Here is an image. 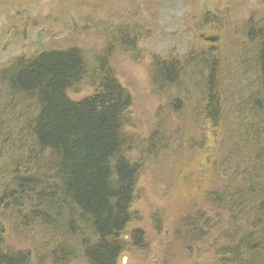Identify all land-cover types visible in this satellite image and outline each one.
<instances>
[{"label": "trees", "instance_id": "obj_1", "mask_svg": "<svg viewBox=\"0 0 264 264\" xmlns=\"http://www.w3.org/2000/svg\"><path fill=\"white\" fill-rule=\"evenodd\" d=\"M131 1L143 8L142 17L151 10L152 20L151 24L137 23L140 12L133 11L130 26L117 27L122 34L115 39L121 45L129 41L130 30L150 28L152 23L153 28L158 26L151 5L154 0ZM5 4L2 36L24 41L25 35L20 39L12 24L28 21V0ZM201 4L205 8L196 30L211 33L223 19L211 15L206 6L209 0ZM193 9V14L200 12ZM242 27L243 37L249 40L243 48L257 90L252 89L239 103L238 132L222 156H213L210 163L215 176L228 184L208 192L206 206L182 220L191 243L213 235L221 238L219 264H264V19L251 17ZM198 41L206 47L205 41ZM114 47L109 45L96 57L98 72L89 69L86 55L75 47L43 50L27 48L22 42L20 54L0 60V264H45L46 259L61 264L66 255L60 249L62 245L69 248L67 244H74L88 264H117L126 250L121 245L132 220L139 173L126 154L125 112L132 101L111 67ZM197 50L191 51L194 54L187 64L176 57L174 62L157 63L153 72L160 86L176 85L190 67L207 61L209 97L195 116L208 120L213 116L212 125L221 130L226 125L222 117L225 99L212 75L221 65L207 49L199 56ZM89 75L96 81V93L71 100L68 92ZM226 219L218 234L216 229ZM204 227L205 232L201 231ZM142 238L138 232L133 239L137 243ZM10 239L22 241L23 249L13 246Z\"/></svg>", "mask_w": 264, "mask_h": 264}, {"label": "rangeland", "instance_id": "obj_2", "mask_svg": "<svg viewBox=\"0 0 264 264\" xmlns=\"http://www.w3.org/2000/svg\"><path fill=\"white\" fill-rule=\"evenodd\" d=\"M11 1L0 0V30L6 24L5 3ZM203 2L154 0L151 5L155 7L158 26L153 28L152 23L150 28L125 32L131 36L123 45L115 39L122 34L117 27L122 23L130 26L128 20L133 11L140 12L137 23L145 25L152 20L151 10L150 15L142 17L143 8H137L131 0H28L31 10L28 21L12 24L13 32L19 31L20 39L25 35L24 41L9 39L0 31V60L4 61L22 52V42L27 48L43 50L63 51L75 47L86 55L89 69L98 72L96 57L105 53L109 45L115 46L111 67L132 101L125 112L124 135L129 146L126 154L139 173L132 220L121 245L126 250L117 264H219L217 243L221 245V238L213 235L208 240L201 238V243H191L182 220L206 206L208 192L228 184L217 175L220 185L215 181L210 163L213 156L216 159L222 156L223 150L231 145L230 138L238 132L239 103L252 89L257 90L253 85V69L243 48L249 40L243 37L242 24L251 17L264 19V0H209L206 6L211 15L218 14V19L223 20L218 29L215 26L207 34L196 30V22L205 8ZM194 7L200 12L193 14ZM207 38L216 41L205 42L206 47L195 42L201 43ZM196 48L198 56L207 49L221 65L212 74L220 96L225 99L222 117L226 125L221 130L212 125L213 116L211 120L204 115L195 116L198 106L209 97L211 73L207 66L204 68L207 61L197 68L190 67L176 85L160 86L153 72L157 63L174 62L176 57L187 64V58L193 56L191 51ZM95 82L89 75L83 84L68 92L69 97L76 102L96 93ZM205 177L208 178L205 180ZM226 222L227 219L223 220L216 229L218 234ZM205 230L204 227L201 231ZM138 232L143 238L135 243L133 238ZM10 241L23 249L22 241ZM67 245L69 248L62 245L60 249L66 255L61 264H88L74 244ZM46 260L45 264H57ZM31 264L36 263L31 261Z\"/></svg>", "mask_w": 264, "mask_h": 264}, {"label": "water", "instance_id": "obj_3", "mask_svg": "<svg viewBox=\"0 0 264 264\" xmlns=\"http://www.w3.org/2000/svg\"><path fill=\"white\" fill-rule=\"evenodd\" d=\"M216 40H215V38H207V39H205V42H215ZM126 262V260L124 259V261H123V263H125Z\"/></svg>", "mask_w": 264, "mask_h": 264}]
</instances>
